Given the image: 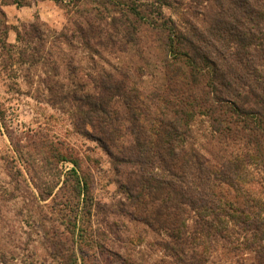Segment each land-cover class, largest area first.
Masks as SVG:
<instances>
[{
  "label": "trees",
  "instance_id": "16d2710c",
  "mask_svg": "<svg viewBox=\"0 0 264 264\" xmlns=\"http://www.w3.org/2000/svg\"><path fill=\"white\" fill-rule=\"evenodd\" d=\"M91 1L83 23L55 37L88 60L67 61L72 87L55 83L59 101L73 102L76 130L124 170L125 202L109 212L119 217L109 230L126 227L120 217L143 224L157 237L150 251L161 252L133 260L115 236L103 240L110 256L121 264H264V0ZM29 28L27 38L45 34ZM128 53L139 56L135 68L121 64ZM197 124L210 149L196 147ZM68 176L76 195L91 193L76 163ZM67 244L55 232L44 238L46 257L83 264Z\"/></svg>",
  "mask_w": 264,
  "mask_h": 264
},
{
  "label": "rangeland",
  "instance_id": "374dc122",
  "mask_svg": "<svg viewBox=\"0 0 264 264\" xmlns=\"http://www.w3.org/2000/svg\"><path fill=\"white\" fill-rule=\"evenodd\" d=\"M23 3L28 6L0 0V257L5 264H55L46 257L43 245L44 238L55 232L58 239L68 241L67 254L74 252L83 264H121L110 256L111 245L103 243L115 236L123 240L133 260L141 255L148 263L157 260L160 250L150 251L157 237L143 224L120 217L126 227L109 230L119 218L109 212L125 202L119 189L125 183L124 170L76 130L73 116L78 112L73 102L59 101L63 91L59 85L72 87L67 61L85 65L88 60L55 37L74 31L76 22L83 23L80 12L95 9L94 4L91 0L76 6L73 0ZM30 25L45 33L41 40L34 34L27 38ZM143 57L148 58L147 52ZM149 58L153 64L155 58ZM120 60L128 68L140 64L139 56L132 53ZM143 80L149 89L151 78ZM201 127H194L196 147L210 149ZM132 140L127 135L122 143ZM74 163L91 193H74V177L68 176Z\"/></svg>",
  "mask_w": 264,
  "mask_h": 264
},
{
  "label": "crops",
  "instance_id": "0c3cea01",
  "mask_svg": "<svg viewBox=\"0 0 264 264\" xmlns=\"http://www.w3.org/2000/svg\"><path fill=\"white\" fill-rule=\"evenodd\" d=\"M12 6V5H11Z\"/></svg>",
  "mask_w": 264,
  "mask_h": 264
}]
</instances>
